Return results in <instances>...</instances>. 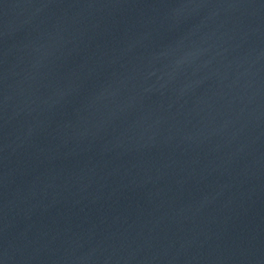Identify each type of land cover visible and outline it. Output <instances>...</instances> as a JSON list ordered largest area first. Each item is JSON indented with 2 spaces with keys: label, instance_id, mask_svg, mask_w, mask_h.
Returning a JSON list of instances; mask_svg holds the SVG:
<instances>
[{
  "label": "water",
  "instance_id": "water-1",
  "mask_svg": "<svg viewBox=\"0 0 264 264\" xmlns=\"http://www.w3.org/2000/svg\"><path fill=\"white\" fill-rule=\"evenodd\" d=\"M0 264H264V0H0Z\"/></svg>",
  "mask_w": 264,
  "mask_h": 264
}]
</instances>
